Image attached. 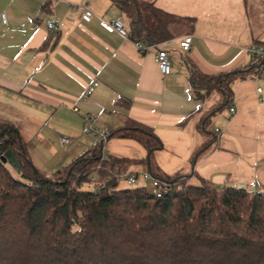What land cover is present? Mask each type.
<instances>
[{"label": "crops", "instance_id": "1", "mask_svg": "<svg viewBox=\"0 0 264 264\" xmlns=\"http://www.w3.org/2000/svg\"><path fill=\"white\" fill-rule=\"evenodd\" d=\"M152 1L168 13L194 18L192 26L167 25L154 42L167 52L168 74L159 71L153 47L140 51L128 35L100 25V18H121L128 30L111 0H0V13L6 16L0 19V118L16 127L28 157L45 174L91 152L93 137L83 116L95 114L92 125L111 132L127 119L151 127L162 142L153 157L165 173H189L192 182L199 175L215 185L262 191L264 77L257 73L262 63L245 49L264 42V0ZM82 4L94 13L89 21L81 18ZM50 20L61 23L58 30L47 28ZM185 36L191 37L188 50L179 45ZM188 63L205 74L242 73L228 84L229 103L210 114L207 135L198 123L222 96L215 89L196 97ZM93 79L98 83L91 95L80 98ZM62 136L69 141L61 142ZM208 138V148L192 164V152ZM102 153L113 160L142 158L146 150L133 139L111 136ZM144 170L135 163L120 172Z\"/></svg>", "mask_w": 264, "mask_h": 264}, {"label": "trees", "instance_id": "2", "mask_svg": "<svg viewBox=\"0 0 264 264\" xmlns=\"http://www.w3.org/2000/svg\"><path fill=\"white\" fill-rule=\"evenodd\" d=\"M111 2L137 41L157 42L171 22L194 21L152 0ZM237 75L240 70L205 74L188 63L196 97L215 89L222 96L198 123L206 135L210 114L229 103L228 84ZM111 136L135 140L145 156L107 160L96 146L45 174L28 157L16 127L0 118V264H264V187L250 191L163 172L153 157L161 140L131 119ZM211 141L192 152V164ZM135 163L165 180L167 192L157 197L144 185L119 187L114 171Z\"/></svg>", "mask_w": 264, "mask_h": 264}, {"label": "built area", "instance_id": "3", "mask_svg": "<svg viewBox=\"0 0 264 264\" xmlns=\"http://www.w3.org/2000/svg\"><path fill=\"white\" fill-rule=\"evenodd\" d=\"M81 18L84 21H89L94 13L93 11L89 8L87 4H82L81 6ZM0 19L6 20V16L4 12L0 13ZM100 25L105 28L108 31H116L118 34L122 36H127V31L124 27V22L121 18H115L112 21H107L102 18L99 19ZM61 23H58L56 21L50 20L46 23V26L50 30H58L60 27ZM191 37L190 36H185L179 41V45L183 50H188L191 43ZM134 45L141 51L149 47H153L155 49V54H154V59L156 62V65L159 69V71L162 74H168L170 72V61L167 55V52L164 48L161 46L157 45V43H152L149 45H142L139 41L134 40ZM246 53L253 58H257L259 60H262V64L259 68V73L258 76H263L264 77V42H253L249 44L246 49ZM97 80L93 79L89 84H87L83 91L80 93L79 97L80 98H85L91 95L94 87L97 85ZM261 88L257 87L256 91L260 92ZM228 111L230 114H233L235 111V107L233 105H230L228 107ZM97 116L95 114H86L83 116L85 125H86V130L89 135L93 137V147L96 146H103L105 142L109 139L111 131L108 130L107 128H101V127H94L92 123L96 120ZM61 142H68L69 138L67 137H60ZM102 158L105 159L103 156V153H101ZM114 176L118 179L124 178L127 184H132L136 181L138 176H142V178H147L150 179L152 186L154 187V190L151 191L153 192L157 197L162 196L165 194L168 190V183L160 179L156 176H152L148 171L144 170L141 172H135V171H130L127 173H122L118 170L114 171ZM95 178V175L92 176V179ZM145 186V185H144Z\"/></svg>", "mask_w": 264, "mask_h": 264}, {"label": "rangeland", "instance_id": "4", "mask_svg": "<svg viewBox=\"0 0 264 264\" xmlns=\"http://www.w3.org/2000/svg\"><path fill=\"white\" fill-rule=\"evenodd\" d=\"M148 1H151V0H148ZM246 4L248 5V9H250L249 7L253 6V4L250 3L249 1L246 2ZM188 24H189L188 21H182L180 23H177V22H171L170 23V25H188ZM8 165L10 166L9 163H8ZM141 184H144L145 187L147 188V190H149V191H153L154 190V187L152 186L150 179L142 178V176H138L137 179H136V181L134 183H132V184H127L126 181H125V177L124 178L122 177L120 179V182H119V186H122L123 185V186H129V187L130 186L133 187V186H137V185H141ZM87 187H89V186H87Z\"/></svg>", "mask_w": 264, "mask_h": 264}]
</instances>
